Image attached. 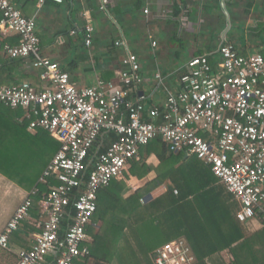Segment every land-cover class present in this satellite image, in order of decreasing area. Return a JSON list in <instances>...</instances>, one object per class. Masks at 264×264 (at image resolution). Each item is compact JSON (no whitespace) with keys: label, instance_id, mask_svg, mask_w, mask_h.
Returning <instances> with one entry per match:
<instances>
[{"label":"built area","instance_id":"obj_1","mask_svg":"<svg viewBox=\"0 0 264 264\" xmlns=\"http://www.w3.org/2000/svg\"><path fill=\"white\" fill-rule=\"evenodd\" d=\"M0 13V35L17 36L15 43L0 37V54L30 59L42 82L41 89L28 81L0 86V104L23 110L20 122L28 130H45L60 145L38 179L56 183L39 202L37 231L30 247L17 252L16 264H73L89 255L87 225L99 190L122 178L130 160L140 158L141 147L155 138L173 152L208 163L239 203L237 219L260 218L264 226L263 54L243 55L234 43L223 42L213 64L207 54L189 57L175 89L162 102L149 103L147 95L138 93L144 79L132 51L122 58L117 82L97 78L93 85L78 88L58 62L42 54L33 17L10 0H0ZM93 31L91 24L85 25L86 46L92 43ZM156 44L152 40V47ZM155 78L164 86L160 73ZM38 191L34 186L5 224L2 248H9L10 235L30 217ZM150 257L154 264L196 260L182 238L154 248Z\"/></svg>","mask_w":264,"mask_h":264},{"label":"trees","instance_id":"obj_2","mask_svg":"<svg viewBox=\"0 0 264 264\" xmlns=\"http://www.w3.org/2000/svg\"><path fill=\"white\" fill-rule=\"evenodd\" d=\"M10 1L17 5L18 0ZM208 58L215 62L212 55ZM25 60L0 54V86L26 81L20 80ZM30 83L42 88L40 80ZM22 116L23 110L0 104V173L25 190L38 186L39 191L33 196L30 217L10 235L9 248L0 246V264H16L17 252L30 247L28 230H37L39 202L56 183L53 179L38 183V179L59 142L42 129L30 133L27 124L20 122ZM94 152L95 147L90 154ZM130 177L143 184L131 191L126 181ZM162 185L166 187L162 193L143 202ZM232 197L208 163L195 155L173 152L161 139H152L141 147L140 158L130 160L122 178L99 190L87 225L90 254L73 264L87 260L91 264H154L150 252L178 238L191 247L196 258L193 264H209L213 259L223 264L224 250L233 256L229 264H246L253 257L257 264H264V230L246 233L247 222L236 218L238 204Z\"/></svg>","mask_w":264,"mask_h":264},{"label":"crops","instance_id":"obj_3","mask_svg":"<svg viewBox=\"0 0 264 264\" xmlns=\"http://www.w3.org/2000/svg\"><path fill=\"white\" fill-rule=\"evenodd\" d=\"M15 3L24 15L35 19L42 54L58 62L78 88L93 85L97 78L117 82L123 68L122 58L127 50L135 53L144 79L138 93L147 95L149 103L162 102L167 91L175 89L178 74L189 57L207 54L215 58L223 42L234 43L243 55H264V0H108L103 8V0ZM87 24L94 28L90 46L84 44ZM0 37L17 41L13 33ZM152 40L157 42L155 47ZM22 70L25 75L20 80L39 83L38 70L31 67L29 59ZM156 73L163 76L164 86L158 85ZM149 161L156 164L153 158ZM126 181L132 185L131 191L143 184L136 177ZM165 189L162 185L151 193L152 197L156 191L162 193ZM28 192L0 173V216H4L0 232ZM9 197L16 200L8 204L5 200ZM148 199L145 197L143 202ZM232 200L239 209V203L234 197ZM245 225L246 233L264 230L260 218ZM36 231L29 228V245ZM255 247L260 249V245ZM221 256L223 264L233 260L228 250L222 251ZM256 261L253 257L245 263L257 264ZM209 264L222 262L213 259Z\"/></svg>","mask_w":264,"mask_h":264},{"label":"rangeland","instance_id":"obj_4","mask_svg":"<svg viewBox=\"0 0 264 264\" xmlns=\"http://www.w3.org/2000/svg\"><path fill=\"white\" fill-rule=\"evenodd\" d=\"M131 186H129V187L131 188ZM156 192L157 193L153 194V196H157L158 194H160V193H158V191H156ZM13 200L15 201L16 199L9 197V198H6L5 202L8 203V204H12ZM3 219H4V216H0V222L3 221ZM90 259H93V258L90 257ZM82 264H91V261L90 260L83 261Z\"/></svg>","mask_w":264,"mask_h":264},{"label":"water","instance_id":"obj_5","mask_svg":"<svg viewBox=\"0 0 264 264\" xmlns=\"http://www.w3.org/2000/svg\"><path fill=\"white\" fill-rule=\"evenodd\" d=\"M147 197H148V198H151V197H152V195H151V194H149Z\"/></svg>","mask_w":264,"mask_h":264}]
</instances>
